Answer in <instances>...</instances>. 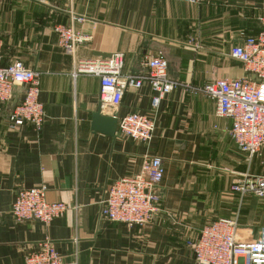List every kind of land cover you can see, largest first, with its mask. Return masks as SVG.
<instances>
[{"label": "crops", "instance_id": "crops-1", "mask_svg": "<svg viewBox=\"0 0 264 264\" xmlns=\"http://www.w3.org/2000/svg\"><path fill=\"white\" fill-rule=\"evenodd\" d=\"M263 16L264 0H0L2 64L19 60L40 72L45 112L40 131L30 124L12 128L8 115L23 88L0 104V264H23L44 239L62 264H197L189 243L219 218H237L239 240L258 239L264 205L230 186L244 173L264 174V160H248L237 148L231 120L216 115L214 101L178 87L153 108L154 92L144 83L125 88L112 108L100 102L96 77L72 72L78 60L121 52L127 74L143 73L145 56L162 55L168 75L190 86L239 78L246 72L229 50L240 32L257 34ZM56 24L73 25L85 41L65 52ZM98 109L116 118L112 133L107 124L95 127ZM130 112L153 116L149 142L118 131V118ZM146 155L159 156L164 167L148 223L128 227L103 219L107 187L137 173ZM35 186L68 209L48 224L17 222L16 192Z\"/></svg>", "mask_w": 264, "mask_h": 264}, {"label": "built area", "instance_id": "built-area-1", "mask_svg": "<svg viewBox=\"0 0 264 264\" xmlns=\"http://www.w3.org/2000/svg\"><path fill=\"white\" fill-rule=\"evenodd\" d=\"M198 4L200 0H179ZM255 35L239 33L229 56L242 63L246 75L239 78H214L202 86H190L168 75L167 60L162 55L145 56L141 63L145 71L140 74L122 72L124 56L114 52L107 57L78 60L73 76L85 74L99 81V99L112 108L119 105L127 87L139 88L146 83L154 96L151 106L156 108L162 98L178 87L192 93H201L215 103L216 115L229 118L228 133L237 146L251 160H264V16ZM59 46L67 53L85 41L71 24L53 27ZM0 39V104L10 102L16 87L23 88V97L13 106L8 120L12 128L30 124L40 131L45 112L39 101L40 72L15 60L2 64ZM253 75V78L250 77ZM118 131L132 140L147 143L155 128L153 116L130 112L118 118ZM164 175L159 156H144L139 170L132 176L121 177L107 187L100 202V215L110 222L128 227L145 226L156 210L157 186ZM230 190L240 198L254 195L264 198V174L244 173L232 183ZM68 206L61 201H47L46 188L35 186L19 189L11 204V214L17 222L36 220L50 223L61 216ZM237 218H219L204 225L195 240L189 243L197 264H264V227L258 239L239 240ZM23 264H62L61 258L48 239L38 243L36 250L24 257Z\"/></svg>", "mask_w": 264, "mask_h": 264}, {"label": "water", "instance_id": "water-1", "mask_svg": "<svg viewBox=\"0 0 264 264\" xmlns=\"http://www.w3.org/2000/svg\"><path fill=\"white\" fill-rule=\"evenodd\" d=\"M102 124H107V132L112 133L114 126L116 125V118L114 116L106 117L100 114V109L94 114V125L95 127H100Z\"/></svg>", "mask_w": 264, "mask_h": 264}, {"label": "rangeland", "instance_id": "rangeland-1", "mask_svg": "<svg viewBox=\"0 0 264 264\" xmlns=\"http://www.w3.org/2000/svg\"><path fill=\"white\" fill-rule=\"evenodd\" d=\"M248 197L253 198V204H255V202L257 201V202H259L258 205H260V206L264 205V198H259V197H256L254 195L246 196V198H248ZM239 202L242 204V201L241 200H239Z\"/></svg>", "mask_w": 264, "mask_h": 264}]
</instances>
